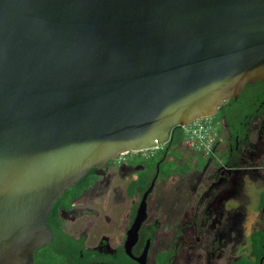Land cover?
I'll use <instances>...</instances> for the list:
<instances>
[{"label":"water","instance_id":"1","mask_svg":"<svg viewBox=\"0 0 264 264\" xmlns=\"http://www.w3.org/2000/svg\"><path fill=\"white\" fill-rule=\"evenodd\" d=\"M262 81L264 0H0V264H33L88 170Z\"/></svg>","mask_w":264,"mask_h":264},{"label":"flooded vegetation","instance_id":"2","mask_svg":"<svg viewBox=\"0 0 264 264\" xmlns=\"http://www.w3.org/2000/svg\"><path fill=\"white\" fill-rule=\"evenodd\" d=\"M257 91L245 87L236 99L223 103L217 111L221 117L218 124L224 133L221 138L222 162L206 164L201 169L190 165L183 171L176 159L173 171L168 175L163 171L159 175L158 162L161 159L154 152L140 164L110 161L104 167L88 170L85 178L69 188L71 193L58 203L57 228L55 225L53 228V223L46 224L52 239L34 253L33 264H45V260L55 258L60 259L58 264H220L221 252L230 237L228 232L233 230L230 223L218 229L221 210H216V205L225 197L229 198L225 204L227 207L233 202L230 200L233 195L245 201L241 186L248 169L264 164V157L261 158L264 96L260 97ZM164 146L161 151L166 149L168 152L167 144ZM186 158H190V153ZM151 161L156 162L153 170L147 166ZM260 170H264V166ZM199 172L209 173L202 196L198 197L197 186L191 185L185 210L181 211L179 206L175 211L169 209L166 212L162 203H166L171 190L159 197L164 193L160 185L166 179ZM115 178L125 181L124 186ZM169 187L172 191L176 188ZM206 198L209 201L205 203ZM141 203L144 204V214L134 237L129 231ZM120 205H124L123 210H119ZM263 208H257L258 220ZM210 217L213 220L207 227L206 221ZM237 219L232 220L237 222ZM261 229L256 233L261 232L264 249V227ZM205 233L209 236L205 237ZM126 245H129L128 251ZM259 264H264V254Z\"/></svg>","mask_w":264,"mask_h":264},{"label":"rangeland","instance_id":"3","mask_svg":"<svg viewBox=\"0 0 264 264\" xmlns=\"http://www.w3.org/2000/svg\"><path fill=\"white\" fill-rule=\"evenodd\" d=\"M202 121L210 122L212 126L216 125L217 133L219 134L220 138H222L223 131L220 128V125L218 122L221 120V117L219 118L218 113L214 116L203 118ZM218 125H217V124ZM214 124V125H213ZM264 138V137H263ZM199 142V140L195 139H189L186 138L184 140V146L190 145L194 147L197 144H205ZM221 140L214 139L212 144H208L207 148H202L201 150H189L188 148H185L184 146H181L182 151L186 156L190 153L191 157L186 158L183 162H181V169L187 170L189 166L191 165L193 168L197 166V168L205 167L206 164H214L217 162H222V145ZM188 147V146H187ZM143 151L138 152L141 154ZM264 157V147H263V153L261 155V158ZM115 162V161H114ZM117 162V160H116ZM141 158L135 154L126 155L124 158L123 163L126 165H135L140 164ZM263 165H258L254 169H248L247 174L245 176V182L243 184V194L245 195V201H242L239 197H233L230 196L231 202L230 205L227 204V207L225 206L227 199L229 198H221L220 202L216 205V210H221V216L219 218L220 224L217 226L218 229H222L223 225H228L230 223V226L232 227L233 232H228L230 237L228 239V242H225V245L223 247L222 257L219 260L220 264H245L244 261L246 260H255L256 256L253 257V252L255 248L253 247L257 242L252 245L253 239L257 238L256 236L253 238V236L256 233V230H259L264 227V208L261 213V217L258 220V214L257 208H258V201L260 200V194L264 193V170H260ZM164 165L162 167L163 171ZM175 167L171 168L170 171H173ZM263 169V168H262ZM209 173L208 172H199L195 174H185L181 175L179 177H175L174 179H166L165 183L160 185V190H162L164 193L159 194V197H163L166 195V192L168 193L167 199L165 200L166 203H162V208L169 212V209H175L177 207H181L184 211L185 206L187 203H189L190 198V189L192 188L191 185H196L198 188V197H201L202 194L206 191V185L208 183L207 177ZM188 180V181H187ZM115 181H119L118 178H115ZM178 185L175 184L178 182ZM187 181V182H185ZM121 182L119 185L125 184V181H119ZM185 182V183H183ZM175 186V190L172 191V188L167 186ZM240 187V188H241ZM240 200V201H239ZM209 200L206 198L205 203ZM242 201V202H241ZM222 202V204H221ZM205 203L202 204V207H204ZM240 203V204H239ZM124 205H120L119 210H123ZM200 209L198 210V214H200L202 211ZM234 211L237 213H240V215H235ZM211 218V217H210ZM208 219L206 221V226L208 227L211 223V219ZM237 219L232 220V219ZM262 221V222H260ZM263 225V226H262ZM262 230V229H261ZM209 236V233H205V237ZM211 236V235H210ZM45 264H58L60 262V259H47L45 260Z\"/></svg>","mask_w":264,"mask_h":264},{"label":"trees","instance_id":"4","mask_svg":"<svg viewBox=\"0 0 264 264\" xmlns=\"http://www.w3.org/2000/svg\"><path fill=\"white\" fill-rule=\"evenodd\" d=\"M248 89H256V90H258L257 94L258 95L260 94L259 95L260 97L264 96V81L257 82L253 85H250V86H246V90H248ZM259 90H260V93H259ZM241 96H242V94H241ZM216 129H218V128H216ZM183 140H184V132H183L182 128L173 127V128H171L170 133H169V140L166 142V144L168 146V152L166 149H163L161 151V148L166 146V145L164 146V144H162L161 147H158L159 149L154 151V152H157V154L155 156L158 157V159L159 158L161 159L158 162L159 175L163 171H165L168 175V173L170 172V169L173 168L175 166V164L177 163V162H175L176 159H178V161L180 163L183 162L184 160H186L187 156L183 152H178V151H182L180 148H181V146H183V143H182ZM220 140H221V138H220ZM199 149L201 150L202 148H199ZM199 149H197V150H199ZM163 154H166V156H163ZM135 155H137L141 158L140 163L146 162V158H144V156H141V154L135 153ZM190 157H191V155H190ZM155 164H156L155 161H151V162L147 163V166L149 165L148 166L149 169L153 170V169H155ZM163 165H164V168L162 171ZM83 179H81V180H83ZM141 179L144 180V178H141ZM140 183L142 184L143 181H140ZM70 193H71V190H67L66 192H64L61 195V197L58 200H56L54 202V204L52 205L51 210L49 212V215L45 220L46 224L51 225V223H53V228H54V225L55 226L58 225V223H57L58 222V219H57L58 206L57 205H58V203H61L60 200L67 197ZM259 197H260V200H259L258 208H261L262 206H264V193H261ZM56 228H57V226H56ZM256 234H257V238L253 239V241H252V245H254L257 242V244H255L253 246L255 248V250L252 254L253 257L256 256V258H255V260L244 261L245 264H259V260L264 254V249L262 248L263 236L261 235V232H257V233H255L253 238L256 236Z\"/></svg>","mask_w":264,"mask_h":264},{"label":"built area","instance_id":"5","mask_svg":"<svg viewBox=\"0 0 264 264\" xmlns=\"http://www.w3.org/2000/svg\"><path fill=\"white\" fill-rule=\"evenodd\" d=\"M185 130L186 136L189 139L199 140V142L201 143L206 142L205 144H197L194 146L198 149L204 147L207 148L208 144H212L214 139L217 138L215 134V129L213 128L210 122L197 120L188 127H186Z\"/></svg>","mask_w":264,"mask_h":264},{"label":"clouds","instance_id":"6","mask_svg":"<svg viewBox=\"0 0 264 264\" xmlns=\"http://www.w3.org/2000/svg\"><path fill=\"white\" fill-rule=\"evenodd\" d=\"M201 120V119H200ZM191 125V124H190ZM189 126V125H188ZM188 126H186V127H188ZM186 127H181L182 128V130H183V132H184V140L186 139V138H188L187 136H186V133H185V129H186ZM213 128L215 129V134H216V136H217V138L216 139H218V140H220V137H219V135H218V133H217V129H216V126L214 125L213 126ZM171 130V129H170ZM170 133V132H169ZM184 140L182 141V143H183V146H184ZM165 144V143H164ZM161 145L162 144H160V145H156V146H154V147H152V148H149V149H146V150H143V152L141 153V156H144V158H148L149 156H151L152 154H153V152L154 151H156L157 149H159L158 147H161ZM188 146V147H187ZM185 148H188L189 150H197L198 148H196V147H191L190 145H186L185 144V146H184ZM139 152H141V151H139ZM135 153H138V152H131V153H128V154H125V155H121V156H119L116 160H117V162L118 163H123V161H124V158L126 157V155H131V154H135ZM116 160H115V162H116ZM111 162H113V161H111Z\"/></svg>","mask_w":264,"mask_h":264}]
</instances>
